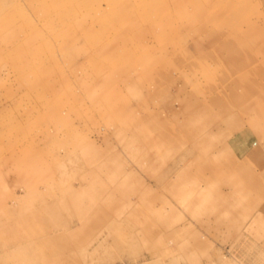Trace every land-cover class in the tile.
I'll return each mask as SVG.
<instances>
[{"label": "rangeland", "instance_id": "obj_1", "mask_svg": "<svg viewBox=\"0 0 264 264\" xmlns=\"http://www.w3.org/2000/svg\"><path fill=\"white\" fill-rule=\"evenodd\" d=\"M5 1L0 264H264V0Z\"/></svg>", "mask_w": 264, "mask_h": 264}, {"label": "bare ground", "instance_id": "obj_2", "mask_svg": "<svg viewBox=\"0 0 264 264\" xmlns=\"http://www.w3.org/2000/svg\"><path fill=\"white\" fill-rule=\"evenodd\" d=\"M13 1V0H12ZM6 1L5 0H0V11L2 12V11H4V12H2L3 14H5L6 15V8H5V5H4V3H5ZM16 2V1H15ZM17 4V3H16ZM13 5V4H12ZM9 9V8H8ZM10 10L11 9H9L8 10V12H10ZM12 10H14L13 8H12ZM11 10V11H12ZM52 10V9H51ZM55 11V10H54ZM0 12V13H1ZM62 12H63V14H66L67 13V10H62ZM11 13V12H10ZM77 19V18H76ZM86 22V21H85ZM200 136V135H199ZM11 225H13V224H10V226ZM13 227V226H12ZM7 228V227H6ZM45 229V228H44ZM55 230V229H54ZM3 231V230H2Z\"/></svg>", "mask_w": 264, "mask_h": 264}]
</instances>
